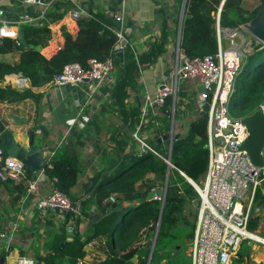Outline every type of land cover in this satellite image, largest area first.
<instances>
[{
    "label": "trees",
    "instance_id": "trees-1",
    "mask_svg": "<svg viewBox=\"0 0 264 264\" xmlns=\"http://www.w3.org/2000/svg\"><path fill=\"white\" fill-rule=\"evenodd\" d=\"M261 3H264V0H257L253 7L245 8L242 6V0H185L180 21V50L188 57L213 53L216 50V23L219 26L228 27L247 23L256 15ZM72 6L73 3L70 0H49L46 12L38 18L37 25L19 24L23 30L25 44L21 43L17 37L3 36L0 38V101L9 102L30 97L36 102L40 97L39 88L50 82L53 74L60 70L64 63L76 61L85 68L89 58L101 60L112 55L116 41L112 16L100 9H94L91 0H86V5H83L88 14L75 18V33L72 35L62 30L61 46L48 58L40 54L39 47L45 43L49 33L47 22L59 18ZM23 9L22 11L31 15L36 13L28 6ZM18 13L19 10L12 12L10 19H16ZM161 41V35L148 39L147 49L138 54L133 52L129 44L122 47L121 64L113 62L115 78L109 88V106L123 109L128 90L134 88L140 67L151 63L162 51ZM11 51L19 52L18 59L5 57L4 54ZM9 73L18 74L28 84L21 89L16 85L11 86L9 81H4V75ZM263 97L264 43L259 42L242 59L234 75L232 90L227 100L229 114L231 116L248 114L256 108ZM191 104L190 101L186 106L191 107ZM171 108L172 114L177 115L178 101L172 104L170 96H167L159 107L158 115L155 116L156 120L161 123L157 129L159 135L167 132L164 126L169 123ZM139 113V107L135 105L129 107V112L126 113V118L130 119L128 129L120 131V134L118 132V138L115 137L114 130L111 131L109 140L114 145L111 151L108 150L103 155L104 165L101 168L103 172L98 185L107 186L108 191L105 192L113 191L117 194L116 202L119 203L120 209L114 211L118 219L109 221L110 231L104 245L106 246L104 248L106 258L100 263L127 264V259L137 250V242L143 241L146 236L147 248L136 263L145 264L150 244L148 235L151 236L155 229L161 200L160 195L157 194L150 199H145V194L149 189L163 185L167 168L166 191L149 264H155L158 261V255L162 253L164 237L169 233L173 235L171 232L173 228L182 227L179 229L183 231V234L187 237L192 235L196 210L191 207L194 203H198V197L185 176L197 182L206 167L205 106L202 108L196 106L193 109L195 116L187 122L186 131L172 138L168 155L172 166L167 165L162 157L150 151L137 153L136 148L125 149L127 142L133 140L130 131L133 123L139 118ZM151 123L152 120H149L141 127ZM128 130L129 134H127ZM71 131V134L75 132L71 135L75 138L79 135L80 128H72ZM146 141L159 154L167 157L166 148L162 147V144L168 142L167 139L161 142H155L153 139ZM64 145L54 147L53 152L43 157L42 171L51 184L64 192L75 205L76 198L70 188L76 181L80 163L73 152L65 150ZM120 151L122 158L117 161ZM149 173L151 174L148 175ZM29 178L32 177L25 165H23V175L18 180L0 172V184L8 186L11 192V202L21 199ZM26 200H28L27 197L24 202ZM263 202L264 179L256 186L253 196L255 205H261ZM33 214L38 217L39 225L44 227L45 233L49 234L54 224L53 209L47 208L41 213L38 208L34 207ZM68 215H72L71 212ZM65 222L66 219L60 225L61 232L64 231ZM256 223L257 217L250 216L247 222L248 229L251 230ZM97 224L99 228L103 227L99 221ZM147 231H150V234H147ZM60 235L56 233L53 235L54 250L51 255L62 257L64 251L57 248ZM51 247L48 246V248ZM76 249L77 253L80 252V243ZM0 255H2L1 249ZM44 258L47 264H56ZM57 261L59 262L60 259Z\"/></svg>",
    "mask_w": 264,
    "mask_h": 264
},
{
    "label": "crops",
    "instance_id": "crops-1",
    "mask_svg": "<svg viewBox=\"0 0 264 264\" xmlns=\"http://www.w3.org/2000/svg\"><path fill=\"white\" fill-rule=\"evenodd\" d=\"M47 1L49 2V0ZM70 1L73 3L72 7L59 18L47 22L49 33L45 43L39 47L40 54L45 58L50 57L61 46L63 42L62 30H66L72 35L75 33L76 21L70 16L69 10L75 5H79L85 10L83 5H86V0ZM91 1L94 9H100L107 15L109 14L107 5L111 0ZM24 7L26 5L23 4L22 0H0V12H3V19H10V14L16 10H19V16L20 12H25L22 11ZM28 7L37 11L41 7V2ZM178 9L179 0L116 1L113 13L121 18L122 23L130 22V32L128 35H124L135 54L147 49L148 39L156 38L160 35L162 38V51L157 54L151 63L140 67L135 78V86L128 90L122 110L109 106V88L115 78L113 72L109 79L95 87L87 79H84L77 86L55 85L50 81L39 88L40 97L36 102L30 97L9 102L0 101V118L4 120L6 127L13 132L20 143L24 142L25 130L29 125L39 126L34 131V142L38 146L42 159L53 152L54 147L63 144H65L64 147H66L65 150L67 152L71 151L76 155V159L80 163V170L70 190L76 198V207L79 204L82 205L78 223L73 228L71 235H67L65 230L63 232L60 231L64 216L60 211L55 212L54 209L52 231L46 234L44 227L39 225L38 217L33 214L34 206L32 204L36 198L42 197L50 189L51 182L49 178L44 173L43 176L35 175L26 166L30 171V176L32 178L36 177L37 181L35 190L28 194V200L25 202L24 200L21 202V199L11 202V192L8 186L0 184V231L5 233L3 237L0 236V249L2 251L0 264H12L14 258L18 255L32 257L34 264H47L44 257L56 264H74L78 257L93 264H105L100 262L106 258L104 253L106 246L104 245L110 231L109 221L117 217V214L111 211L99 220L92 221L91 218L94 212H88V206L91 204L94 208H98V212L102 213L103 208L112 201L117 203V194L113 191L105 192L108 191L107 186H100L97 182L103 172L101 170L104 165L103 155L106 151H111L114 145L109 140L111 131L114 130L115 137L118 138L120 131L128 129L130 119L126 118V113L129 112V107L135 105L139 107L141 113L143 95L154 92L159 82H170L176 56L178 33L176 15ZM38 21L39 19L35 18L26 23V25H37ZM244 31L249 33L243 28V25H240L237 29L240 36L249 37ZM250 35L253 36L252 34ZM232 38L238 39V36L235 35ZM221 44L225 46L227 41L222 40ZM18 54V51H11L4 55L9 59L16 60L18 59ZM11 77L12 75L5 74L4 81H9L11 86H15L16 84L11 80ZM27 84L24 80L22 85L19 86L20 89ZM199 85L196 79H186L177 82L175 101H178L179 111L177 115L170 114L169 123L164 126L167 132L170 130V126H172L173 133L183 134L186 131L187 122L195 116L193 109L196 108L195 100ZM190 101L192 103L191 107H187L186 104ZM158 113L159 108L155 106L146 108V112L143 115V123L149 120H152V123L141 129V135L145 140L153 139L155 142H161L166 139H163L161 134L157 133L159 132L157 130L158 125L161 124L155 118ZM9 114L24 117V119L14 122L8 118ZM171 118L173 119L172 122ZM72 128H80L79 135L75 138L71 137L75 133L71 134ZM127 134H129V130ZM158 135L161 138L156 141V136ZM131 148H137L134 140H129L125 146V149ZM4 154L7 155L5 151ZM121 158L120 151L118 152L117 161ZM110 195L113 196V200L109 198ZM259 206V209L252 214L257 217V223L251 230L261 233L264 220V202ZM97 221L103 227L99 228ZM179 228H173L171 230L173 235L169 233V235L167 234L164 237L161 248L162 253L158 255L159 259L155 264H188L187 243L192 235L187 237ZM154 231L155 229L152 231L151 236L148 235L150 240L148 252ZM54 233L61 234L58 238L59 243L64 240L61 248H59V244L57 246L58 250L64 251L62 257L51 255L54 250V243H52ZM147 234H150V231H147ZM146 241L145 236L143 241L137 242V250L127 259V264H136L138 258L142 257L143 251L147 248ZM78 243H80V252L77 253ZM48 246L52 247L48 248ZM181 248L183 249L182 253H180ZM237 251V254L230 258L228 264H264V249L258 242L244 239ZM58 259H60L59 262L57 261Z\"/></svg>",
    "mask_w": 264,
    "mask_h": 264
},
{
    "label": "built area",
    "instance_id": "built-area-1",
    "mask_svg": "<svg viewBox=\"0 0 264 264\" xmlns=\"http://www.w3.org/2000/svg\"><path fill=\"white\" fill-rule=\"evenodd\" d=\"M26 6L41 2V7L34 15L20 12L16 19L0 20V38L3 36L16 37L19 24H26L45 14L49 2L39 0H22ZM185 0H179V9L176 15L178 21L177 46L175 64L171 71L170 82H159L154 92L145 93L142 98V110L134 123L130 134L137 144V153L150 151L172 166L168 160L169 149L173 136L172 126L166 132L167 157L159 154L141 135L144 113L148 106L159 108L164 99L170 96L172 104L176 99L177 82L180 80L196 79L202 89L196 93L195 104L206 112V167L199 183H191L198 195L193 234L190 240V264H228L235 256L239 243L244 239H252L260 243L264 249V220L262 232L248 229L249 208L253 204L255 188L264 179V143L261 148L263 163L260 166L252 165L244 149L237 145L245 138L247 130L240 121V116H231L227 107L228 96L232 90L233 78L239 69L242 59L252 50L253 46L261 42L257 37L240 36L236 27L215 25L216 50L202 56L188 57L179 48V30ZM72 18L87 15L81 6L75 5L69 10ZM115 44L122 49L128 44L120 28L114 29ZM238 39H233V36ZM222 40L227 44L223 46ZM88 65L83 68L78 62L64 63L60 70L52 76L51 82L55 85L77 86L84 79L91 81L95 86L109 79L113 72L112 55L104 59L89 58ZM12 75L11 80L21 86L24 78L18 74ZM256 108L264 112V97ZM172 115V110L171 113ZM157 124V122H155ZM158 137H160L158 135ZM0 172L18 180L23 175V165L14 156L4 154L0 147ZM42 170V168H41ZM192 180V179H191ZM37 178L28 180L21 202L30 192L35 190ZM155 194L152 195L154 197ZM109 198L113 200V196ZM43 213L47 208L54 206L62 212L77 214V207L71 203L68 196L51 184L50 189L42 197L36 198L32 204ZM0 231V236H4ZM12 264H34V259L26 255H18ZM74 264H93L82 258H76Z\"/></svg>",
    "mask_w": 264,
    "mask_h": 264
},
{
    "label": "water",
    "instance_id": "water-1",
    "mask_svg": "<svg viewBox=\"0 0 264 264\" xmlns=\"http://www.w3.org/2000/svg\"><path fill=\"white\" fill-rule=\"evenodd\" d=\"M116 1L120 0H111L110 3L107 5L109 15L112 16L113 25L123 30L125 35H128L131 29L130 22L126 21L125 23H122L121 18H119V16H117L115 13H113ZM3 17V12H0V19H3ZM242 25L245 30H247L250 34L257 37L262 43H264V3H261L256 15L251 18L247 23H244ZM16 37L21 43L25 44L26 41L23 36V30L20 27H17ZM112 59L113 61L118 62L119 64H121L122 62V49L120 47H117L116 44L114 45V48L112 50ZM201 89L202 87L201 85H199L197 90L200 91ZM8 118L12 119L14 122H18V120L24 119V117H17L13 114H9ZM172 120L173 119L171 118V122ZM240 121L245 125L247 134L245 138L237 145V147L245 150L252 165L260 166L263 163L261 148L264 143V112L259 108H255L250 113L240 116ZM38 127L39 126H34L32 124L29 125L28 128H26L25 130V140L23 143H20L15 138L13 132L6 127L4 120L0 118V146L7 153V155L14 156L18 160H20L22 165H25L29 169H31L35 175L43 176L44 174L41 170L43 159L38 149V146L34 142V131L35 129H38ZM178 135L179 133H173L172 137L175 138ZM161 137L165 139L168 137V134L165 133L161 135ZM161 137L156 136V141H159ZM167 174L168 168L165 172L163 185L161 187L151 188L145 194V199L152 198L153 194L160 195L161 197L156 227L145 264H148L152 252L153 242L155 239L161 215L163 198L166 191ZM185 178L189 181L187 176H185ZM259 207V205H255L254 203L251 204L248 212L249 216H251L257 209H259ZM53 209L55 212H59V208L57 206H54ZM97 209L98 208H94L91 204H89L88 206V212H94L91 218L92 221L99 220L100 218H102V216L111 211H118L120 209V205L119 203H115L114 201H112L109 205L103 208L104 210H102V213L98 212ZM81 211L82 205L79 204L77 206V214H75L74 216H69L67 212H62L64 219H66L64 230L67 235H71L73 228L76 227L78 223V216ZM63 243L64 240H61L59 243V248H61V245Z\"/></svg>",
    "mask_w": 264,
    "mask_h": 264
},
{
    "label": "rangeland",
    "instance_id": "rangeland-1",
    "mask_svg": "<svg viewBox=\"0 0 264 264\" xmlns=\"http://www.w3.org/2000/svg\"><path fill=\"white\" fill-rule=\"evenodd\" d=\"M257 2V0H242V6H244L245 8H251V7H253L254 5H255V3ZM249 37H253V36H251L249 33H247L246 31H244ZM136 144V143H135ZM201 179H202V176H200V178L198 179V181L196 182V183H199L200 181H201ZM193 187V186H192ZM263 187V186H262ZM196 192V191H195ZM197 197H198V195H197ZM197 201H198V198H197ZM197 206H198V203H194L193 204V207H191L192 209L194 208L195 210H197ZM186 208H184V210H185ZM195 215H196V211H195ZM114 219H118V218H114ZM191 239V238H190ZM190 239L188 240V243H187V255H188V258H189V260H188V264H190V257H189V247H190ZM250 240H252V239H250ZM252 241H254V242H256L255 240H252ZM242 242V241H241ZM240 242V243H241ZM240 243H239V245H238V247H237V249L239 248V246H240ZM183 252V249L181 248L180 249V253H182ZM238 252V251H237ZM237 252H236V254H237ZM235 254V255H236Z\"/></svg>",
    "mask_w": 264,
    "mask_h": 264
},
{
    "label": "bare ground",
    "instance_id": "bare-ground-1",
    "mask_svg": "<svg viewBox=\"0 0 264 264\" xmlns=\"http://www.w3.org/2000/svg\"><path fill=\"white\" fill-rule=\"evenodd\" d=\"M189 179V181L191 182V183H193V184H195V182L193 181V180H191L190 178H188ZM196 185V184H195Z\"/></svg>",
    "mask_w": 264,
    "mask_h": 264
},
{
    "label": "clouds",
    "instance_id": "clouds-1",
    "mask_svg": "<svg viewBox=\"0 0 264 264\" xmlns=\"http://www.w3.org/2000/svg\"><path fill=\"white\" fill-rule=\"evenodd\" d=\"M2 148V147H1Z\"/></svg>",
    "mask_w": 264,
    "mask_h": 264
}]
</instances>
